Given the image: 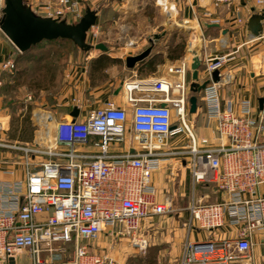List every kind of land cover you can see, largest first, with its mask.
I'll return each mask as SVG.
<instances>
[{
  "label": "built area",
  "instance_id": "1",
  "mask_svg": "<svg viewBox=\"0 0 264 264\" xmlns=\"http://www.w3.org/2000/svg\"><path fill=\"white\" fill-rule=\"evenodd\" d=\"M240 1L213 0L216 5ZM4 2L0 0V17ZM59 2L58 7L47 4L44 15L74 21L84 16L86 7L80 0ZM256 2L264 8V0ZM239 22L245 23L242 18ZM93 33L97 36V30ZM134 44L131 40L126 45ZM231 59L228 54L205 59L203 75L211 78ZM191 60L189 47L181 63L168 69L179 75L174 85L177 95L167 80L151 84L145 89L162 95H128L131 117L128 108L107 101L83 121H58L55 144H48L46 120L37 123L43 134L33 145L10 144L6 139L10 116L0 114V149L13 148L23 155L12 162L4 160L3 172L12 178L0 179V264H116L111 254L94 252L90 242L103 234L113 235L145 251L150 240L142 233L143 218L181 212L187 213L189 221L179 264H255L251 234L261 231L264 242V195L260 192L264 115L253 116L249 98L240 101L238 111L231 102L223 107L219 89L232 79L228 76L220 84L210 79L203 93L207 126L214 137L198 140L186 123L191 113ZM0 68L13 71L16 56L7 58ZM32 99L30 95L28 100ZM174 124L177 128L172 129ZM128 128L133 131L129 138ZM94 135L100 138L94 141ZM180 135L191 143L172 148V138ZM122 143L120 150L113 149ZM175 156V164L188 166L193 179L192 197L180 209L172 195L159 201L152 183L153 172ZM16 165L22 168V178H14ZM198 183L212 186L225 198L204 201V196H198ZM228 217L240 227L236 237L209 234V239H191L193 232L221 229ZM24 255L29 262H20Z\"/></svg>",
  "mask_w": 264,
  "mask_h": 264
},
{
  "label": "crops",
  "instance_id": "2",
  "mask_svg": "<svg viewBox=\"0 0 264 264\" xmlns=\"http://www.w3.org/2000/svg\"><path fill=\"white\" fill-rule=\"evenodd\" d=\"M154 1L155 0H143V2L142 0H125L126 5L124 7L129 10V13L124 15L123 18H128L131 24L129 28L131 29L125 30L123 28V31H121L132 33L136 37L132 38L136 46L116 42H112V44L108 43L107 46L109 49L106 53H108L113 60L104 66L93 63L94 59L98 58L99 55L103 53V51L99 49L93 50L89 58H87L85 53L78 54V59L80 61L82 60V62L70 65L66 75L68 84L61 90L60 95L58 93L59 97H57L58 100L56 104H53L52 108L49 109V112L54 115L57 122L73 120L74 117H72L70 113L75 107H78L79 114L74 120L83 121L93 109L103 106L110 100L116 101L119 106L128 108L131 117L132 111L129 108L128 95L132 94L136 97H144L150 93L151 95H155V97L161 96L162 93L150 92L145 89L149 85L160 80H167L172 83L174 88V90H172L174 94L177 95L178 89H176L174 85L179 79V75L169 72L168 69L172 65H179L181 63L183 57L188 55L189 47L191 50H197L204 59H214L218 55L223 54L232 56V59L222 69V79H226L229 76L232 80L220 86L219 97L221 104L225 107L231 102L233 109L238 111L240 101L244 98H249L252 101L253 116L257 117L264 115V108L261 109L259 103V99L264 97V59L254 61L255 56L252 55L251 60L250 56H247L245 49V44L250 45V43L253 42H250V40L253 39L250 38L247 31L246 21L252 14L253 7H255L256 10H261L257 5V0H241L239 3L232 5H216L213 0H156L159 6H163H161V12L152 17L148 16L142 9H139V6L143 3L144 5H149ZM131 12L134 16H132L133 14ZM207 12H210L211 15H207ZM130 16H132L131 19H129ZM239 18H242L245 23H240ZM99 19L100 17H98V20ZM204 20L208 22H219L221 28L204 27L202 25V21ZM222 28H228L229 33L222 35ZM175 29L180 31L174 34L175 36H172V31ZM154 33H163V38L159 40L160 43H157V47L155 46L153 53L147 59L138 63L134 68H127L125 58L129 55L140 53L149 47L150 44L149 42L147 43L148 39L145 40V37ZM180 34L186 36L187 47L184 49L183 54L178 56L180 53L178 55L173 53L174 48L171 49V47L167 45V40L171 36L172 40L177 44L178 40L181 38ZM112 45L117 48L113 49ZM253 45L262 51L259 52V55L260 53L264 54V42L257 41L250 45L249 48ZM18 53L19 51L10 41L1 40L0 65L7 58L16 56ZM200 77L201 79H207L203 73ZM1 78L2 71L0 70V81L3 84L4 79ZM2 84L0 85V90ZM135 85L139 87H133ZM200 94L198 96V110H203L207 117L206 103L204 100L203 102L201 101ZM202 95L204 99L203 92ZM40 114L43 115V118H47L48 112L43 111L40 112ZM4 115H7V113ZM8 115L11 118L9 113ZM11 122L12 120L9 123V129L11 128ZM207 129H209L213 135L212 130L208 126ZM37 131L39 132V128L36 130V135L34 134L36 138L38 137ZM131 133H133V131L131 128H128V138L131 136ZM212 137H214V135ZM99 138L100 137L97 135L92 137L94 141ZM262 138L264 139V136ZM14 139L15 142H20L19 138ZM23 141L28 144L31 140ZM122 145H124V143L120 144V146H114L113 149L120 150ZM86 148L89 149L90 147L87 146ZM16 157L18 156L13 155V152L5 153L0 151V179L12 178L8 177L3 172V169L7 165L4 160L12 162L16 160L13 159ZM15 168H17L18 172L14 178H22L21 166L16 165ZM172 191V194L169 195L173 196L174 189ZM260 192L264 195V185L260 188ZM214 196L217 198L216 202L225 198V195L218 191L214 192ZM158 199L162 201L164 198L160 196ZM221 230L222 232L218 235L219 237H236L240 227L231 223V219L228 217L224 227L219 229V231ZM251 240L253 243L252 254L255 264H264V242L261 231H254L251 234Z\"/></svg>",
  "mask_w": 264,
  "mask_h": 264
},
{
  "label": "rangeland",
  "instance_id": "3",
  "mask_svg": "<svg viewBox=\"0 0 264 264\" xmlns=\"http://www.w3.org/2000/svg\"><path fill=\"white\" fill-rule=\"evenodd\" d=\"M28 1L33 3L39 13L43 15L45 13L44 7L47 4L58 7L60 3L59 0ZM80 1L86 9L90 6L91 8L99 10L100 19L97 22L98 27H92L89 32V41L91 43L103 42L108 45V43L112 44V42H116L127 44L128 41H131L135 37L132 33L122 32L123 28L125 30L131 29L129 28L131 24L128 18H123L124 15L129 13V10L124 7L126 5L125 0ZM123 1L125 4L122 3ZM151 3L149 5H144L143 3L139 6V9H142L143 12H146L148 16L152 17L160 13L162 7L156 3V0ZM70 21L78 22L74 20ZM96 30L97 36L94 35L95 32L93 33ZM179 31L177 29L173 30L172 36H175L174 34L179 33ZM150 36L152 35L145 37V40ZM180 37L177 44H175L171 36L167 40V45L171 49L174 48L173 53L177 55L180 53V49L176 51V46L179 45L180 48L182 46L184 48L187 47L186 36L180 34ZM1 40L10 41L0 30V44ZM251 41L253 42L250 45L260 40L253 39ZM38 45L31 51L32 54L30 52L29 54L20 56L17 71H2L0 68L2 71L1 79H4L0 90V114L7 113L8 115L9 113L11 115V128L6 133V139L12 145L27 144L23 140L29 139L32 131L33 135H36V130L39 128L37 115L43 111L49 113V109L52 108L53 104H56L57 97H59L58 93L60 95L61 90L68 84V79H66L68 68L74 63L82 62V60L80 61L78 59V54L85 53L69 39L60 38L52 41H42ZM250 45L245 44L247 56H250V59L252 55L255 56L254 61L263 60L264 54L260 53L259 55V52L262 51L255 45H253L255 47L252 46L249 48ZM112 47L113 49L117 48L113 45ZM202 92L200 95L201 101L203 102ZM30 95L33 97L31 101L28 100ZM175 118L177 120V113H175ZM188 123V126L192 128L198 140H201L202 137L211 138L213 136L211 131L207 129V117L203 110L199 109L196 113L188 114ZM212 124L216 126L215 121ZM42 134L43 132L39 133L37 131L38 136ZM14 138H19L20 142H15ZM35 140L36 137L28 144L33 145ZM188 143L190 144L191 142L184 135H180L172 138L171 146L172 148L178 149L185 147ZM0 151L5 153L13 152V155L18 156L13 158L16 160H19V156H23L21 151L13 148L0 149ZM176 159V156L172 157L170 162L163 163L161 169L154 171L152 174V183L156 187L158 197L165 198L169 194H172V190L174 189V202L180 209L186 206L192 197L193 179L190 168L185 165H176ZM197 186L199 197L204 196V201L216 202L217 198L214 196L215 191L212 186H205L201 183H198ZM188 221V215L187 213L185 215L184 212H181L179 216L171 213L143 218L141 223L143 228L142 233L150 240V244L145 251H139L127 239H121L119 241L113 235L105 236L103 234L90 242V244L93 245L92 250L94 252L109 253L114 256L116 258V264H179L182 247L188 236V228L186 227ZM221 232L222 230H215L210 233L207 231H196L191 235V239H209L210 235L215 234L218 236ZM20 262L26 263L29 260L24 255L20 259Z\"/></svg>",
  "mask_w": 264,
  "mask_h": 264
},
{
  "label": "water",
  "instance_id": "4",
  "mask_svg": "<svg viewBox=\"0 0 264 264\" xmlns=\"http://www.w3.org/2000/svg\"><path fill=\"white\" fill-rule=\"evenodd\" d=\"M122 1V0H120ZM123 4L124 1L122 2ZM99 17V10L87 7L84 16L78 22H72L68 18L60 16H51L40 14L35 5L28 0H5L0 17V30L6 35L10 42L17 48L20 53L29 51L33 46L41 43L44 40H56L59 38L69 39L73 41L82 51L85 52L87 58L92 54V51L99 49L106 52L108 46L101 43H91L89 41V32L96 25ZM204 27L221 28L219 22L202 21ZM247 31L250 38L264 41V8L256 10L252 8V14L246 21ZM229 33L228 28H222L221 34ZM163 37V33H154L148 38L149 47L135 55H129L125 58L127 68L132 69L138 63L147 59L153 49ZM192 60L190 64L191 96L190 112L196 113L199 107V94L206 88L210 79L219 83L222 80V71L216 69L212 72L211 78L201 81L202 67L204 57L197 51L191 50ZM261 109L264 108V97L259 99ZM165 106L166 103H161ZM72 117L79 114L78 107H75L70 113ZM73 118V120H74ZM46 137L48 144H55L57 141V120L54 115L50 114L46 121ZM177 128V124L172 126V129Z\"/></svg>",
  "mask_w": 264,
  "mask_h": 264
},
{
  "label": "trees",
  "instance_id": "5",
  "mask_svg": "<svg viewBox=\"0 0 264 264\" xmlns=\"http://www.w3.org/2000/svg\"><path fill=\"white\" fill-rule=\"evenodd\" d=\"M60 39V38H59ZM44 41H52V40H44ZM40 44V43H39ZM37 46H39L38 44L36 45V46H33L29 51H27V52H25V53H18L17 55H16V68L14 69L15 71H17L18 70V68H17V66H18V63H19V60H20V56L22 55H26V54H29L32 50H34V48L35 47H37ZM178 49H180L179 51H180V54L178 55V56H181L182 54H183V52H184V47L182 46L181 48H180V46L178 45V46H176V48H175V50L177 51ZM31 54H32V52H31ZM30 59H32V58H30ZM30 59H28V60H30ZM113 60V58L112 57H110L109 55H108V53H106V52H103V53H101L100 55H99V57L98 58H96V59H94V61H93V63L94 64H98V65H105V64H108L109 62H111ZM115 60V59H114ZM12 123V122H11ZM34 138V135H33V131H32V133H31V138H29V139H27V140H31L32 141V139Z\"/></svg>",
  "mask_w": 264,
  "mask_h": 264
},
{
  "label": "bare ground",
  "instance_id": "6",
  "mask_svg": "<svg viewBox=\"0 0 264 264\" xmlns=\"http://www.w3.org/2000/svg\"><path fill=\"white\" fill-rule=\"evenodd\" d=\"M37 117H38V119L40 121H42V120H46L47 121V119H48V118H43V115H41L40 113L37 115ZM186 123L189 124L188 121H186ZM44 135H45V133H44Z\"/></svg>",
  "mask_w": 264,
  "mask_h": 264
},
{
  "label": "flooded vegetation",
  "instance_id": "7",
  "mask_svg": "<svg viewBox=\"0 0 264 264\" xmlns=\"http://www.w3.org/2000/svg\"><path fill=\"white\" fill-rule=\"evenodd\" d=\"M186 121H188V116H187V118H186Z\"/></svg>",
  "mask_w": 264,
  "mask_h": 264
}]
</instances>
